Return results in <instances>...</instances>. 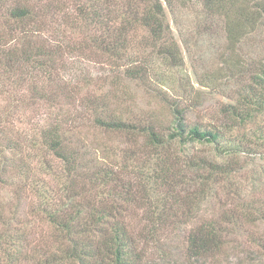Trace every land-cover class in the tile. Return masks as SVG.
<instances>
[{"label": "trees", "instance_id": "trees-1", "mask_svg": "<svg viewBox=\"0 0 264 264\" xmlns=\"http://www.w3.org/2000/svg\"><path fill=\"white\" fill-rule=\"evenodd\" d=\"M69 1L0 0V187H14L0 201V264H145L129 221L137 209L151 231L184 229L185 243L168 254L178 264H232L234 250L247 254L246 264H264V235L256 232L264 198L232 187L246 170L243 154L264 145V55L219 124L190 121L191 101L183 106L166 95L172 121L123 110L110 99L114 76L100 93L98 76L67 78L70 59L88 56L128 82H145L159 61L177 66L179 44L165 11L175 0H75L73 9ZM207 1L241 17L226 33L228 45L264 22V0ZM98 133L125 140L110 147ZM48 156L59 162L64 196L35 207L21 190L27 181L36 186L33 163L49 168ZM118 156L120 166L112 161ZM213 198L218 209L206 216L201 206ZM37 213L49 232L38 230ZM252 229V241L241 239Z\"/></svg>", "mask_w": 264, "mask_h": 264}, {"label": "rangeland", "instance_id": "rangeland-1", "mask_svg": "<svg viewBox=\"0 0 264 264\" xmlns=\"http://www.w3.org/2000/svg\"><path fill=\"white\" fill-rule=\"evenodd\" d=\"M174 4L175 6L171 7L165 3V11L178 40V50L182 59L180 64L176 66L171 61H159L145 82H128L122 78L121 73L112 72L111 66H101L88 56H76L69 58L67 78L82 79L98 76V91L101 89V93V91L109 89L107 84L114 76L118 83L111 87L113 88L111 93L114 95L110 98L113 101L112 106L124 108L123 110L128 108L135 113L155 114L165 118L166 121H172L175 117L173 114L174 105L161 96L166 95L171 101L176 99L183 106L191 101L190 103L193 105L190 106L193 107L187 109L190 121L197 120L207 125L219 124L223 119L221 111L224 105L233 101L237 88L249 82L248 80L257 65L256 61L264 55V22L259 21L253 28L245 27L237 36V39L240 38L239 41H241L239 45H228L226 35L228 29L237 22L243 24L236 8L220 9L217 1L212 3L207 0H187L185 2L175 0ZM68 5L70 9H73L75 0L69 1ZM70 27L69 23L64 25L65 29ZM66 30L70 32L69 29ZM244 32L247 34L242 37L241 33ZM72 41L74 40L69 39V42ZM225 59L234 63L236 68H226V64L223 62ZM152 60L156 62L158 58L154 57ZM121 79L122 81L119 82ZM167 79H170L171 82ZM116 86H119V89L115 88ZM125 88H127L129 96L123 95ZM36 116H32L34 120ZM263 121L264 118L260 120V122ZM124 140V137L118 135L107 136L98 133V142L105 141L110 147H118L123 144ZM206 147L208 153L209 151L213 152L212 146ZM198 148L202 149L205 146L199 144ZM112 153L113 151H110V154ZM38 154V157L44 156L43 152L38 151ZM215 157L218 156L215 155ZM48 159L50 160L49 168L42 167L39 162L33 163L35 169L31 177L36 181V186L32 187L31 182L27 181L24 190H21L25 196L24 202L35 207H38L39 203L51 204L56 198L64 196V178H61L59 167H57L59 162L49 156ZM262 160L264 161L263 144L253 145L251 152L243 154L241 161L245 164L246 170L239 172L232 179L234 193L238 192L240 195L243 189V192H251L255 197L264 198V169L262 167L260 168L263 178L261 179L258 174L260 173V163H264ZM112 161L118 165L119 156L118 159L114 158ZM13 193V186L0 187V201L3 198H9ZM226 199L228 198L225 196L223 200ZM229 202L231 200H228L227 204ZM201 207H203L201 213H205L206 216L215 213L218 209L214 198L209 199V202L202 204ZM222 211L226 212L225 209L220 210V212ZM142 214L143 211L137 209L134 214L132 213V216H129V221L131 232L138 241L139 250L145 258L144 263L178 264L174 261L175 258L168 254L172 251L175 252L178 246L182 247L185 243V239L182 238L184 229H181L180 226L174 232L161 228L151 231V223ZM33 218L40 224L38 230L43 233L50 231V225L43 222L38 213ZM178 220L184 222L185 216L179 215ZM253 231L255 229L251 230L250 237L245 235L241 239L249 238L252 241ZM256 232L258 236L264 235L263 222ZM240 248L248 250L245 246ZM234 255H239L237 250H234L230 257L232 264H246L247 254L240 255L241 258Z\"/></svg>", "mask_w": 264, "mask_h": 264}]
</instances>
